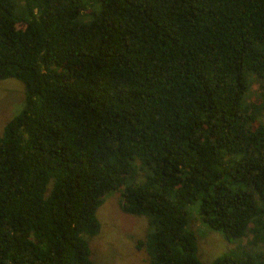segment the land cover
Listing matches in <instances>:
<instances>
[{
    "label": "trees",
    "instance_id": "16d2710c",
    "mask_svg": "<svg viewBox=\"0 0 264 264\" xmlns=\"http://www.w3.org/2000/svg\"><path fill=\"white\" fill-rule=\"evenodd\" d=\"M6 78L0 264H95L115 189L147 264H201L190 205L209 264H264V0H0Z\"/></svg>",
    "mask_w": 264,
    "mask_h": 264
},
{
    "label": "rangeland",
    "instance_id": "374dc122",
    "mask_svg": "<svg viewBox=\"0 0 264 264\" xmlns=\"http://www.w3.org/2000/svg\"><path fill=\"white\" fill-rule=\"evenodd\" d=\"M253 82L250 91L256 90ZM23 106V86L14 78L0 80V134L6 121ZM137 172L136 181L141 180ZM119 189L104 195L102 203L95 210L99 223L98 232L83 236L90 250V259L95 264H147L143 249H136L135 242L142 239L149 230L145 216L123 213L119 208ZM195 206L186 208L188 223L195 220L196 257L201 264H209L215 257L234 246L225 241L220 232L207 229L195 213Z\"/></svg>",
    "mask_w": 264,
    "mask_h": 264
}]
</instances>
